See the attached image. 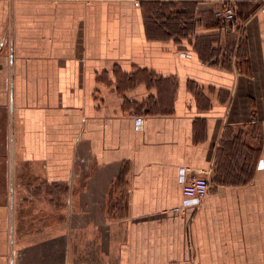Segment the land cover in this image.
<instances>
[{
  "label": "crops",
  "instance_id": "crops-1",
  "mask_svg": "<svg viewBox=\"0 0 264 264\" xmlns=\"http://www.w3.org/2000/svg\"><path fill=\"white\" fill-rule=\"evenodd\" d=\"M221 3L0 0V165L67 201L23 242L0 199V264H73L91 231L113 264H264V0ZM183 170L211 191L176 210Z\"/></svg>",
  "mask_w": 264,
  "mask_h": 264
},
{
  "label": "rangeland",
  "instance_id": "rangeland-1",
  "mask_svg": "<svg viewBox=\"0 0 264 264\" xmlns=\"http://www.w3.org/2000/svg\"><path fill=\"white\" fill-rule=\"evenodd\" d=\"M36 171L38 172V168L32 169L30 165H0V199L5 198L10 202V197L12 199L13 194L16 196L18 235L25 238L23 242L40 238H49L50 241L61 240V234L57 235V231L66 222L63 212V208H67L64 186L46 185ZM39 228L42 229L41 234H30ZM96 234L97 232L91 231L85 234L76 232L73 235L75 240V249H72L75 258L73 264H113L108 256L105 257L104 251L100 257L95 255L92 244ZM106 236L108 234L103 233L102 237ZM62 255L59 248L54 249L56 262H59ZM94 255L98 259L93 260Z\"/></svg>",
  "mask_w": 264,
  "mask_h": 264
},
{
  "label": "built area",
  "instance_id": "built-area-1",
  "mask_svg": "<svg viewBox=\"0 0 264 264\" xmlns=\"http://www.w3.org/2000/svg\"><path fill=\"white\" fill-rule=\"evenodd\" d=\"M221 5L215 10V18L224 26L230 25L237 20V0H221ZM140 121V118H138ZM181 181L183 182L184 201L176 210L182 207H189L193 205L200 206L204 198L211 191L210 179L203 171L191 176L190 179L186 177V170L182 171Z\"/></svg>",
  "mask_w": 264,
  "mask_h": 264
},
{
  "label": "trees",
  "instance_id": "trees-1",
  "mask_svg": "<svg viewBox=\"0 0 264 264\" xmlns=\"http://www.w3.org/2000/svg\"><path fill=\"white\" fill-rule=\"evenodd\" d=\"M64 190V189H63Z\"/></svg>",
  "mask_w": 264,
  "mask_h": 264
}]
</instances>
